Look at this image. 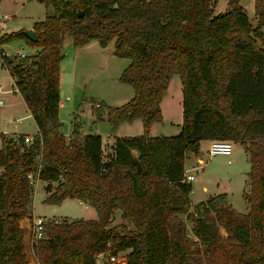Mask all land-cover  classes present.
<instances>
[{"label": "trees", "instance_id": "1", "mask_svg": "<svg viewBox=\"0 0 264 264\" xmlns=\"http://www.w3.org/2000/svg\"><path fill=\"white\" fill-rule=\"evenodd\" d=\"M39 1L53 11L34 23L37 40L24 28L0 35V43L24 40L34 48L23 58L2 57L38 128L30 143L24 134L1 133L0 264H27L19 221L32 218L29 175L49 181L44 202L77 198L97 211V219H47L34 246L40 264H97L98 253L125 249L126 264H264V12L253 28L240 0H228L224 12L215 11L217 0ZM68 37L74 47L113 42L114 55L129 59L119 79L134 95L118 106L98 101L94 112L112 131L135 119L144 131L115 136L111 154L100 134H84L76 120L68 137L61 131L59 72ZM173 74L183 90L180 132L150 136ZM203 139L244 146L246 213L227 204L226 193L192 204L185 156L198 153ZM116 209L133 228L111 225Z\"/></svg>", "mask_w": 264, "mask_h": 264}, {"label": "crops", "instance_id": "2", "mask_svg": "<svg viewBox=\"0 0 264 264\" xmlns=\"http://www.w3.org/2000/svg\"><path fill=\"white\" fill-rule=\"evenodd\" d=\"M53 11L52 6L46 5L44 2L39 0H0V35L3 33H10L13 31H17L19 29H26V30H33L34 23L36 21L43 20L47 14ZM220 11V10H219ZM218 11V12H219ZM23 14V15H18ZM21 43H24L27 46L26 50L28 53L34 52V48H31L27 45L24 40H17ZM7 43H0V64L5 69L8 77L11 81V85L13 86V92H18L14 79L8 70V68L4 65L3 55L6 56H14L18 55L19 51L25 50L23 44L21 45V50L18 52L11 54L5 50V46ZM114 51V44L113 42L109 43L106 47H101L98 42L93 41L87 45L81 47H74L72 44V39L68 38L64 42L63 52L64 57L60 62V72H59V91H60V102H59V119L64 122V115H67V125L66 127L61 125V131L68 137L72 130L73 124L76 121L80 122L81 124V131L84 134H100L103 141V148H105L106 144L108 145L109 154L113 152L111 146L114 142L115 136H133V135H140L143 133V123L141 119H135L133 122H123L119 124V126L112 131L109 122L107 121L106 117L104 116L102 120H97L96 115L94 112V108H88L87 111L82 106L81 102H72V97L70 95L71 91H76L77 89H82L83 91L85 88V82L92 74V71L97 70L100 68L101 70L106 67L111 72H115V75L119 78L124 68L129 64V59L117 57L113 53ZM104 70V69H103ZM2 87V93L9 90L5 89L3 85L0 83ZM130 86V85H129ZM131 87V86H130ZM63 92H65V97L62 98ZM122 95L115 97V101L113 103H109L100 96V99L104 100L107 104L111 106H118L126 101H128L134 95V89L132 90L123 88ZM19 93V92H18ZM20 94V93H19ZM21 96V95H20ZM86 97V95H84ZM22 98V97H21ZM87 98V97H86ZM3 100V99H2ZM23 100V98H22ZM24 101V100H23ZM25 103V102H24ZM183 90H182V82L179 74H173L169 80L168 88L163 96L160 106L162 111V121L154 122L151 125L149 130L150 136H157V135H166L171 136L178 134L181 129V124L183 120ZM26 105V104H25ZM27 109V107H26ZM64 109V114H62V110ZM28 116L30 114L29 110L27 109ZM33 118V117H32ZM24 118L14 119L15 121H22ZM34 120V119H33ZM35 122V121H34ZM36 124V123H35ZM1 126V124H0ZM38 131L37 125L36 130L32 133H22L21 131H14L12 133L8 132L6 134H36ZM171 134V135H170ZM209 139H203L200 141V151L198 153L188 152L185 156V167L188 169L189 174H193V169L199 167L198 165H205L204 160V153L207 152L209 144ZM235 144L234 146L236 147ZM1 147V146H0ZM238 147V146H237ZM234 150V149H233ZM134 155H137L136 150H132ZM233 154V152H232ZM204 163V164H202ZM233 163V162H232ZM231 163V164H232ZM250 170V164H249ZM248 170V172H249ZM2 171V167L0 165V172ZM247 172V173H248ZM248 177V176H247ZM247 177L244 179V187L246 188V180ZM196 176L194 175V179ZM192 180V181H193ZM192 185V190L190 193V198L193 192L196 189V186ZM36 183H41L43 192H42V201H44L45 197L49 194L46 187L49 184V181L37 179ZM51 188L54 189L56 186V182H50ZM226 186L229 185V182L226 180L224 181ZM202 190L206 192L203 199L200 201L207 200L208 197L219 194V193H226L227 194V202L231 205L232 208L236 209L233 205V201L231 202L230 197V189L217 184L215 180L211 179L209 176L205 177V181L201 184ZM212 191V193H209ZM243 189V192H244ZM34 196V193H33ZM244 196V195H243ZM34 201V200H33ZM68 201H78L80 204L84 205L86 209L91 208L89 204L81 201L77 198H70L67 197L62 200L61 203H57L56 205L64 204ZM192 204H196V201H193L191 198ZM199 202V201H198ZM52 205V204H47ZM248 209V206H247ZM237 210V209H236ZM238 211V210H237ZM240 212V211H239ZM63 215H53L49 217L39 216L34 212V207L32 205V218L30 217H23L20 219L19 223L21 227L25 228V234L23 236V244L25 248L26 260L30 263L35 261L34 255V245H33V224L36 218H52V217H61ZM92 216V217H91ZM73 217H82L85 219L94 218L93 215H83V216H73Z\"/></svg>", "mask_w": 264, "mask_h": 264}, {"label": "rangeland", "instance_id": "3", "mask_svg": "<svg viewBox=\"0 0 264 264\" xmlns=\"http://www.w3.org/2000/svg\"><path fill=\"white\" fill-rule=\"evenodd\" d=\"M243 8L247 12L251 25L254 28L258 24H260L259 16L260 12H264V0H258V6L256 8V0H240ZM229 8L228 0H217L215 11L224 12ZM18 15H23L19 14ZM264 30V27H262ZM71 38V37H68ZM67 38V39H68ZM6 46L4 47L6 51L11 54H14L21 50V45L23 44L24 49H27V46L24 43H21L17 40H12L6 42ZM104 69V70H103ZM102 70L97 68V70L92 71V74L85 82V90L77 89L76 91H71L70 95L72 97V102H81L85 111L89 108L96 107V103L101 101L100 96L109 103H113L115 101V97L122 95L123 88L132 90V86L129 84L120 81V79L115 75V72H111L106 67ZM0 83L3 85L5 89H9L5 92L0 91V99H3V104H0V146H1V133H12L14 131H21L22 133H32L36 130V124L31 116L26 115L27 109L24 101L22 100L20 94L18 92H13L11 85V81L6 73L5 69L0 64ZM86 95V97L84 96ZM65 97V92H63L62 98ZM62 114H64V109L62 110ZM64 122H62L63 126L67 125V115L63 116ZM24 118L22 121H15L14 119ZM7 136H11L12 134H6ZM18 134H14L12 136L16 137ZM33 136L32 134H29ZM171 135V134H170ZM236 147H233V154L231 155L232 164L228 163L227 156L219 154L215 156L209 157L208 153H204L203 157L205 160V165L201 167H196L193 169L194 175L196 179L192 181L193 185L196 186L195 191L191 195L193 201H200L205 196L206 192L202 190L201 184L205 181V177L209 176L211 179L215 180L217 184H220V187H226L230 189V197L231 202L233 201L234 207L240 212H247V202L243 196L244 187V179L248 176L249 170V161L247 155L244 150V146L238 142H234L231 140ZM104 154L108 155L110 151H108V145H105ZM238 146V147H237ZM33 177V176H32ZM35 183L33 185L34 188V196L32 200V205L34 207V212L39 216H53V215H63L61 217H52V218H44L47 219H55L57 221L72 220L78 217L75 216H83V215H93L94 218H97V211L94 207L86 209L84 205L80 204L78 201H68L61 205H47L51 203H46L42 201V192L43 188L41 183H36L38 178L33 177ZM229 182V185L226 186L224 181ZM248 180V177H247ZM246 180V188L249 191V185H247ZM215 191L211 189L209 193ZM226 203L229 204L226 200ZM230 205V204H229ZM231 206V205H230ZM92 217V216H91ZM120 224H125L128 228H133L131 223H128L123 220L122 211L120 209H116L112 215V226H120ZM187 230L190 236L194 239H197L191 232L192 223L187 220L186 221ZM219 233L226 237L228 235L226 229L222 226H218ZM33 230V229H32ZM117 230H121L120 227H117ZM37 244V243H36ZM35 246V244H33ZM128 249L121 250L116 252V254L121 258H127ZM114 254L110 250H105L102 253L101 260L104 263L108 262L109 255ZM35 255V253H34ZM27 261V260H26ZM35 264H40L35 256ZM97 261V260H96ZM201 262L193 261V264H200ZM27 264H34L33 262H28ZM126 264V263H125ZM203 264V262H202ZM232 264H241V263H232Z\"/></svg>", "mask_w": 264, "mask_h": 264}, {"label": "built area", "instance_id": "4", "mask_svg": "<svg viewBox=\"0 0 264 264\" xmlns=\"http://www.w3.org/2000/svg\"><path fill=\"white\" fill-rule=\"evenodd\" d=\"M28 54L29 53L26 50H22V51L18 52V56L21 58L26 57ZM0 91H2L1 86H0ZM3 103H4L3 100L0 99V104H3ZM98 105H99V103L97 102L96 106H98ZM16 138H18V136H16ZM32 139H33V136H31L29 134H24V136H23V140L26 143H30L32 141ZM233 147H234V144L231 140L213 139L210 141L207 153H208L209 157L219 155V154L225 155V156H227L228 163H231L232 162L231 155L233 152ZM202 164H204V163H202ZM198 166L201 167L203 165H198ZM29 176H30L31 184L34 185V183H35L34 178L31 175H29ZM184 176H185V179L187 181H192L194 179V175L189 174L188 169H185ZM45 222H46V220L42 217H38L35 219L34 224H33V234H32L33 244L38 243V241L45 236V234H44V223ZM102 253H103V251L98 253L96 256L97 264H125L126 263L127 258L123 257L120 259V257L117 255L118 253L117 254L114 253V254L109 255L108 262L104 263L101 260Z\"/></svg>", "mask_w": 264, "mask_h": 264}, {"label": "water", "instance_id": "5", "mask_svg": "<svg viewBox=\"0 0 264 264\" xmlns=\"http://www.w3.org/2000/svg\"><path fill=\"white\" fill-rule=\"evenodd\" d=\"M117 4H115L116 6ZM80 14H82V12H80ZM27 36L29 37V39L31 40H37V32L35 30H27L26 31Z\"/></svg>", "mask_w": 264, "mask_h": 264}]
</instances>
